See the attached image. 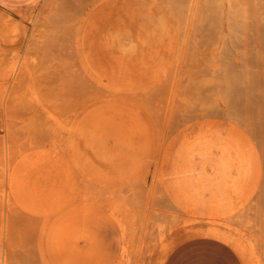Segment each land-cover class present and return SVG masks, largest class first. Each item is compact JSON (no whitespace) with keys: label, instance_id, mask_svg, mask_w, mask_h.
<instances>
[{"label":"rangeland","instance_id":"374dc122","mask_svg":"<svg viewBox=\"0 0 264 264\" xmlns=\"http://www.w3.org/2000/svg\"><path fill=\"white\" fill-rule=\"evenodd\" d=\"M222 1L223 14L213 0L9 11L20 30L0 38V264H164L207 228L264 264V127L223 80L237 37L264 57V0Z\"/></svg>","mask_w":264,"mask_h":264},{"label":"bare ground","instance_id":"6f19581e","mask_svg":"<svg viewBox=\"0 0 264 264\" xmlns=\"http://www.w3.org/2000/svg\"><path fill=\"white\" fill-rule=\"evenodd\" d=\"M154 1H156V0H154ZM218 1V0H217ZM232 1V0H231ZM230 1V2H231ZM237 1V0H236ZM220 2H222L223 3V1L222 0H219L218 2H216V0H213V8H215L214 10H217V12L219 11L220 13L223 11V6H221L220 5ZM239 2V1H238ZM229 3V2H228ZM39 4V3H38ZM224 4V3H223ZM231 5V4H230ZM230 5L228 4L227 5V10L229 9V7H230ZM41 8V7H40ZM219 8V9H218ZM220 8H222V10L220 9ZM12 11V10H6V9H3V8H1L0 7V38H2V37H6V35H9L10 37H7V41H8V38H12V34L14 33H17V31H19L20 30V24H19V22L18 21H16L15 19L13 20L12 19V17H11V13L10 12ZM45 11H47V10H45ZM221 14H223V13H221ZM221 14H219L218 16L221 18L222 17V15ZM227 14V16H228V12L226 13ZM232 15H229L230 17H232L233 18V20L235 19L234 17V13H231ZM14 15V14H13ZM237 16V15H236ZM41 17V16H40ZM39 18V17H38ZM37 18V19H38ZM219 18V19H220ZM223 18V17H222ZM229 18V17H228ZM231 18V19H232ZM42 19V18H41ZM240 19V18H239ZM24 20V19H23ZM34 20V19H33ZM226 19H224V21H225ZM220 21H222V20H220ZM226 21H229V19L228 20H226ZM232 21V20H231ZM230 21V22H231ZM240 21V20H239ZM31 22V21H30ZM35 22V21H34ZM233 22V21H232ZM246 22V21H245ZM236 23V22H235ZM239 23H241V22H239ZM44 24V23H43ZM46 24V23H45ZM225 23L222 21V23H219V28H221L222 30L220 31L219 30V34L221 35V32L223 31V29H224V25ZM227 24V23H226ZM233 24H234V22H233ZM237 24V23H236ZM242 24V23H241ZM248 24V23H247ZM42 25V24H41ZM239 25V24H238ZM243 25V24H242ZM227 27L229 26L228 24L226 25ZM232 26H234V25H232ZM226 27V28H227ZM242 27V26H241ZM231 28V27H230ZM229 28V29H230ZM246 28V27H245ZM258 27H256V29H257ZM262 28V27H261ZM22 29V28H21ZM242 29H244V27L242 28ZM38 30V29H37ZM228 30V29H227ZM245 31L247 30V29H244ZM261 30V29H260ZM46 31V30H45ZM229 31H231V29L229 30ZM241 31V30H240ZM24 32H25V30H24ZM232 32V31H231ZM247 32H248V30H247ZM260 32V31H259ZM27 33H28V31H27ZM49 33V32H48ZM237 33V32H236ZM32 34H34V33H32ZM40 34V33H39ZM228 33L226 32V33H223V35L225 36V37H228L227 39H225V37L222 35V41L223 42H225V40L227 41L228 40V43H229V46H230V44H231V42H232V40H230V36L229 35H227ZM258 34V33H257ZM5 35V36H4ZM18 34H15V36L16 37H18L17 36ZM44 35V34H43ZM219 35V40L221 39V36ZM14 36V37H15ZM23 36V35H22ZM246 36V35H245ZM253 36H254V33H253ZM15 37V38H16ZM255 37V36H254ZM261 37V36H260ZM25 38V37H24ZM46 38V37H45ZM238 39V42H237V40H236V42H237V44H235L234 46L232 45V46H230V48H229V50H228V52H226V54H225V56H223V57H226L227 58V60L225 59V63H226V65H224L225 67H224V69H223V80H224V84H226V86H225V90H226V88H229V89H227V91H226V95H228V93H229V95L231 96L232 94H234V95H236L235 93H237V92H239V94H240V96L242 95V98L241 97H239L238 95V99L236 100V99H233V100H236L235 101V103H233L232 102V99H231V103L230 104H234V105H236V103L238 102V104H239V106H234V107H238V108H240L239 110L241 111V107H246V110H248L247 112H251L252 111V109H256L255 111H257V115L259 114V119L262 121L261 123L262 124H260V123H258L257 121H255L256 119V117H258V116H255V117H253L252 116V114L251 113H249L250 115H247V117L246 118H248V119H250V117H251V119L252 118H254L253 119V121H252V124H253V122L255 123L254 124V126L256 125V123L258 124V125H260V126H262V127H264V60H263V56H262V59L260 58V59H252V58H248V56H247V54H246V52H245V50H244V47L242 46V45H245V47H246V44L247 43H245V41L241 38V37H237ZM14 38H12L11 40L12 41H14L15 42V39L13 40ZM49 39V38H48ZM235 39H236V37H235ZM235 39H233L234 41H235ZM30 40V39H29ZM50 40V39H49ZM254 40H256V39H254ZM261 40V39H260ZM10 41V40H9ZM36 41V40H35ZM43 41V40H42ZM221 41V40H220ZM234 41H233V43H234ZM258 42H260L259 41V39L257 40ZM28 42V41H27ZM241 42H242V44H241ZM251 42V41H250ZM249 42V43H250ZM47 43V42H46ZM257 43V42H256ZM7 44H9L8 42H7ZM27 44V43H26ZM41 44H42V42H41ZM31 45V44H30ZM33 45H34V43H33ZM40 45V44H39ZM53 45H55V43L53 44ZM52 45V46H53ZM251 45V44H250ZM256 46H257V44H256ZM18 47V46H17ZM21 47V46H20ZM19 47V48H20ZM31 47V46H30ZM50 47V46H49ZM223 47H225V46H223ZM8 48V47H7ZM18 48V49H19ZM35 48V47H34ZM38 48H39V46H38ZM47 48V47H46ZM262 48V47H261ZM16 49V48H15ZM54 49V48H53ZM222 49V48H221ZM1 50H2V48H1ZM21 50V49H20ZM35 50V49H34ZM45 50V49H44ZM52 50V49H51ZM57 50V49H56ZM260 50V49H259ZM258 49H257V52L259 51ZM25 51V50H24ZM37 51V50H36ZM47 51H48V49H47ZM54 51V50H53ZM27 52V51H26ZM40 52H42V51H40ZM39 52V53H40ZM260 52V51H259ZM25 53V52H24ZM27 53H29L30 54V51H28ZM38 53V54H39ZM48 53H49V51H48ZM77 53V52H76ZM45 54V53H44ZM50 54V53H49ZM224 54V53H223ZM256 54V53H255ZM2 55V54H1ZM40 56H42L41 54H39ZM55 55H57V54H55ZM257 55V54H256ZM38 56V55H37ZM50 56V55H49ZM53 56V55H52ZM3 57V56H2ZM31 57V56H30ZM54 57V56H53ZM56 57V56H55ZM257 57V56H256ZM31 59V58H30ZM47 59V58H46ZM219 59V58H218ZM221 59V58H220ZM47 61H48V59H47ZM58 61V60H57ZM227 61V62H226ZM234 62H236V67L238 66L239 67V71L237 72H235L234 70V68H236L235 66H234ZM48 63V62H47ZM232 63H233V65H232ZM11 64V63H10ZM46 64V63H45ZM219 64V63H218ZM42 65V64H41ZM47 65V64H46ZM11 66V65H10ZM223 66V65H222ZM234 68H233V67ZM13 67H14V65H13ZM48 67V66H47ZM237 67V68H238ZM51 68H53V67H51ZM50 68V69H51ZM222 68V67H221ZM48 69V68H47ZM49 69V70H50ZM234 69V70H233ZM16 70V69H15ZM237 70V69H236ZM58 71V70H57ZM13 72V71H12ZM26 73V72H25ZM215 73H216V71H215ZM19 74V73H18ZM218 74V73H217ZM214 75V74H213ZM217 76V75H216ZM212 77V76H211ZM225 77V78H224ZM55 78V77H54ZM213 78V77H212ZM217 78V77H216ZM214 80V79H213ZM217 80H218V78H217ZM70 82V81H69ZM220 82V81H219ZM221 83V82H220ZM211 84H213V83H211ZM239 85V86H238ZM215 86V85H214ZM218 86V85H217ZM235 87L237 88V91H236V89H235ZM222 88V87H221ZM228 90L230 91V92H228ZM235 92V93H234ZM42 93V92H41ZM238 94V93H237ZM213 95V94H212ZM228 95V97H230ZM233 95V98H235L236 96H234ZM221 96H223V94L221 95ZM228 97H227V99H228ZM222 98V97H221ZM237 98V97H236ZM42 99V98H41ZM240 99V100H239ZM241 99H244V103L241 101ZM228 101V100H227ZM239 101H241V103L239 102ZM240 104H242V105H240ZM227 105V104H226ZM229 105V104H228ZM230 107H233V106H231L230 105ZM233 107V108H234ZM232 108V109H233ZM237 108V109H238ZM237 109H233V110H236L237 111ZM245 109V108H244ZM244 109H242V111L244 110ZM238 110V111H239ZM246 110H245V112H246ZM236 111H234V112H236ZM255 111H252V113H254V115H255ZM244 112V111H243ZM246 112V113H247ZM230 113V112H229ZM246 113H244V116H245V114ZM239 115H240V113H238ZM242 114V113H241ZM237 115V114H236ZM240 116H242V115H240ZM242 118H243V116H242ZM51 119V118H50ZM244 119V118H243ZM245 121H246V119H245ZM251 122V121H250ZM245 124V123H244ZM248 124V123H247ZM258 125H257V129L259 128L258 127ZM249 126V125H248ZM247 126V127H248ZM249 128H250V126H249ZM248 128V129H249ZM255 128V130L257 131V129ZM252 129V128H251ZM255 130H253L252 129V131L254 132ZM259 130V129H258ZM264 130V129H263ZM262 130V131H263ZM261 131V130H260ZM257 132H259V131H257ZM256 133V132H255ZM262 133V132H261ZM258 134V133H257ZM260 134V133H259ZM258 134V135H259ZM263 134V133H262ZM261 134V136L260 137H264L263 135ZM257 135V136H258ZM256 137V136H255ZM264 139V138H263ZM257 140V139H256ZM262 141V140H261ZM264 141V140H263ZM263 144V143H262ZM262 148V147H261ZM110 209H111V207H110ZM209 227V226H208ZM211 227V226H210ZM214 227H216V226H214ZM192 228V227H191ZM195 228V227H194ZM203 228V227H202ZM189 229V228H188ZM179 231H180V229H179ZM198 231H199V229H198ZM183 232H184V230H183ZM200 232V231H199ZM189 233V232H188ZM194 233V232H193ZM193 233H192V235H193ZM201 233H203V234H206V235H209V236H213V237H217V238H220V239H222V240H224V241H230L231 240V238H230V235L228 234V232L227 231H223V230H218V229H215V228H207V230L206 231H201ZM185 233H183L182 235H184ZM195 234H197V232L195 233ZM199 234V233H198ZM180 235V234H179ZM190 236V235H189ZM152 247H153V245H152ZM167 250V249H166Z\"/></svg>","mask_w":264,"mask_h":264},{"label":"crops","instance_id":"0c3cea01","mask_svg":"<svg viewBox=\"0 0 264 264\" xmlns=\"http://www.w3.org/2000/svg\"><path fill=\"white\" fill-rule=\"evenodd\" d=\"M38 0H0L7 10L25 9ZM164 264H246L240 253L228 242L213 236L196 237L177 245Z\"/></svg>","mask_w":264,"mask_h":264}]
</instances>
